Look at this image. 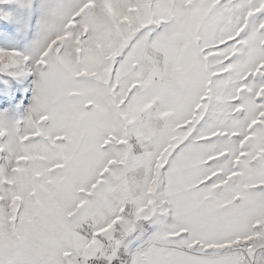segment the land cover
<instances>
[{
	"label": "snow or ice",
	"instance_id": "6c2138e0",
	"mask_svg": "<svg viewBox=\"0 0 264 264\" xmlns=\"http://www.w3.org/2000/svg\"><path fill=\"white\" fill-rule=\"evenodd\" d=\"M0 264H264V0H0Z\"/></svg>",
	"mask_w": 264,
	"mask_h": 264
}]
</instances>
